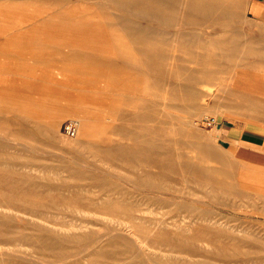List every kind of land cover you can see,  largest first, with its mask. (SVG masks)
Segmentation results:
<instances>
[{
	"label": "rangeland",
	"instance_id": "1",
	"mask_svg": "<svg viewBox=\"0 0 264 264\" xmlns=\"http://www.w3.org/2000/svg\"><path fill=\"white\" fill-rule=\"evenodd\" d=\"M0 2V264H264V0Z\"/></svg>",
	"mask_w": 264,
	"mask_h": 264
},
{
	"label": "bare ground",
	"instance_id": "2",
	"mask_svg": "<svg viewBox=\"0 0 264 264\" xmlns=\"http://www.w3.org/2000/svg\"><path fill=\"white\" fill-rule=\"evenodd\" d=\"M1 3V2H0ZM8 3V2H7ZM10 3V2H9ZM18 3V2H17ZM23 4H24V2H22ZM48 3V2H47ZM14 4H16V3H14ZM25 5V4H24ZM28 5V4H27ZM2 6V5H1ZM7 6H9V5H7ZM13 6V5H12ZM17 6H19V4H17ZM19 8V7H18ZM122 9H125V8H122ZM31 10V9H30ZM69 10V9H68ZM64 11V10H63ZM76 11V10H75ZM1 12V11H0ZM6 12V11H5ZM8 12V11H7ZM19 12V11H18ZM122 12H124V11H122ZM16 13V12H15ZM14 13V14H15ZM22 13V12H21ZM41 13V12H40ZM71 13V12H70ZM72 13H73V11H72ZM75 14H77V13H75ZM80 14H82V13H80ZM124 14H126V13H124ZM13 15V14H12ZM11 15V16H12ZM21 15V14H20ZM24 15V14H23ZM42 15V14H41ZM85 15V14H84ZM127 15V14H126ZM130 15V14H129ZM133 15V14H132ZM131 15V16H132ZM26 16L28 17V13H26ZM86 16V15H85ZM7 17H9V16H7ZM29 17H30V15H29ZM47 18V17H46ZM2 19V18H1ZM72 19V18H71ZM5 20V19H4ZM27 20V19H26ZM8 21V20H7ZM5 22V21H4ZM21 22V19H19V17L18 18H14V19H11V21H10V23H11V25L12 26H10V28H13V27H15V26H17V24L18 23H20ZM92 22V21H91ZM6 23V22H5ZM5 23L3 24V26L5 27L6 25H5ZM26 23V22H25ZM94 23V22H93ZM21 24V23H20ZM23 25V24H22ZM29 25V24H28ZM2 26V25H1ZM26 26V25H25ZM40 29V28H39ZM1 30V29H0ZM12 30V29H11ZM40 32V31H39ZM47 32V31H46ZM6 34V33H5ZM39 34H41V32L39 33ZM38 37H40V36H38ZM50 62V61H49ZM88 69H90V67L88 68ZM258 75V74H257ZM116 76V75H115ZM120 76V75H119ZM261 76V75H260ZM108 77H110V76H108ZM125 79V78H124ZM123 81V80H122ZM124 83H126V82H124ZM123 83V84H124ZM130 84V83H129ZM132 85V84H131ZM118 87V86H117ZM123 88V87H122ZM119 90H121V89H119ZM5 137V136H4ZM96 168V167H95ZM113 231V230H112ZM111 231V232H112ZM126 231V230H125Z\"/></svg>",
	"mask_w": 264,
	"mask_h": 264
},
{
	"label": "built area",
	"instance_id": "3",
	"mask_svg": "<svg viewBox=\"0 0 264 264\" xmlns=\"http://www.w3.org/2000/svg\"><path fill=\"white\" fill-rule=\"evenodd\" d=\"M66 127L70 133L75 134L77 131V127H78V123H77L76 119L69 121L67 123Z\"/></svg>",
	"mask_w": 264,
	"mask_h": 264
},
{
	"label": "crops",
	"instance_id": "4",
	"mask_svg": "<svg viewBox=\"0 0 264 264\" xmlns=\"http://www.w3.org/2000/svg\"><path fill=\"white\" fill-rule=\"evenodd\" d=\"M231 131H233V130H231ZM228 132V135H232V132ZM242 134H244V132H243V130L242 131H239V130H236V135H234L233 134V136H239L240 138L239 139H242V137H243V135ZM242 136V137H241ZM243 140V139H242ZM244 141H246V140H244ZM246 142H248V141H246Z\"/></svg>",
	"mask_w": 264,
	"mask_h": 264
}]
</instances>
